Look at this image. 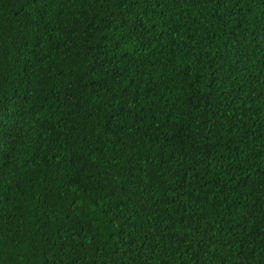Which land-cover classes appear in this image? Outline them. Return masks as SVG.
<instances>
[{
    "label": "trees",
    "instance_id": "obj_1",
    "mask_svg": "<svg viewBox=\"0 0 264 264\" xmlns=\"http://www.w3.org/2000/svg\"><path fill=\"white\" fill-rule=\"evenodd\" d=\"M0 264H264V0H0Z\"/></svg>",
    "mask_w": 264,
    "mask_h": 264
},
{
    "label": "snow or ice",
    "instance_id": "obj_2",
    "mask_svg": "<svg viewBox=\"0 0 264 264\" xmlns=\"http://www.w3.org/2000/svg\"><path fill=\"white\" fill-rule=\"evenodd\" d=\"M157 2L159 3V0H157Z\"/></svg>",
    "mask_w": 264,
    "mask_h": 264
}]
</instances>
